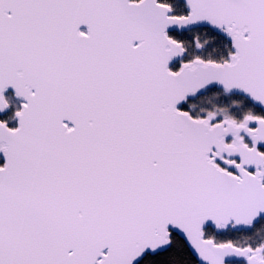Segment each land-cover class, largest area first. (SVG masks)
<instances>
[{"label":"snow or ice","instance_id":"snow-or-ice-1","mask_svg":"<svg viewBox=\"0 0 264 264\" xmlns=\"http://www.w3.org/2000/svg\"><path fill=\"white\" fill-rule=\"evenodd\" d=\"M0 264H264V0H0Z\"/></svg>","mask_w":264,"mask_h":264}]
</instances>
